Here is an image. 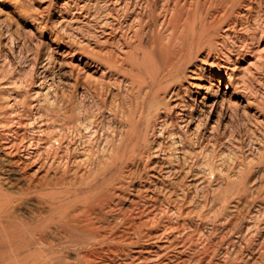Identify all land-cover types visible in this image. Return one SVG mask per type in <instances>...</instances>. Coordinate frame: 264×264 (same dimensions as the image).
Here are the masks:
<instances>
[{
	"label": "rangeland",
	"instance_id": "374dc122",
	"mask_svg": "<svg viewBox=\"0 0 264 264\" xmlns=\"http://www.w3.org/2000/svg\"><path fill=\"white\" fill-rule=\"evenodd\" d=\"M184 1L0 0V180L30 226L104 190L99 225L183 226L150 241L166 263L207 254L186 239L200 227L218 233L204 264H263L264 0ZM22 173L44 186L21 195ZM89 173L74 207L48 185ZM59 231L15 258L87 264Z\"/></svg>",
	"mask_w": 264,
	"mask_h": 264
},
{
	"label": "bare ground",
	"instance_id": "6f19581e",
	"mask_svg": "<svg viewBox=\"0 0 264 264\" xmlns=\"http://www.w3.org/2000/svg\"><path fill=\"white\" fill-rule=\"evenodd\" d=\"M187 1L185 0L182 7V9L180 10V14L184 13V11H188L190 9V7L192 6H187ZM186 2V3H185ZM192 2L191 0L188 2L190 3ZM228 2V1H226ZM176 5V4H175ZM235 6V5H234ZM234 8V7H233ZM188 9V10H187ZM208 10V9H207ZM206 10V12H208ZM185 11V12H186ZM188 13V12H187ZM234 13V12H232ZM231 13V14H232ZM212 14V13H211ZM233 16V15H232ZM155 17V16H154ZM184 17V16H183ZM211 17V16H210ZM214 17V14L212 16V18ZM216 17V16H215ZM214 17V18H215ZM237 18V17H236ZM155 19V18H154ZM231 20V19H230ZM213 23L212 24H216V21L212 20ZM237 22V21H236ZM171 23V22H170ZM153 24V23H152ZM229 24V23H228ZM208 26V25H207ZM233 27V26H232ZM6 111V110H5ZM1 112V111H0ZM3 142V140H2ZM4 144V143H2ZM16 145V144H15ZM0 146H1V142H0ZM10 145H6L5 148L9 147ZM21 146V145H20ZM3 147V146H2ZM14 147V146H13ZM10 149H12L10 147ZM14 149V148H13ZM18 149V148H17ZM12 153V152H11ZM29 157V156H27ZM96 159V158H95ZM3 160V159H2ZM7 164V163H6ZM21 164V162L19 163V165ZM28 164V163H27ZM3 165V164H1ZM30 165V164H29ZM100 165V164H99ZM98 165V166H99ZM18 166V165H17ZM25 166V165H24ZM97 166V164H96ZM97 166V167H98ZM28 167V166H27ZM92 167V166H91ZM15 168H16V164H15ZM22 168V166L20 167ZM19 168V169H20ZM23 169H26L25 167ZM92 171L94 170L91 169ZM7 171V170H6ZM96 171V170H95ZM100 171V170H99ZM102 171V170H101ZM104 173L103 175L105 174ZM108 171V170H107ZM106 171V172H107ZM16 172V171H15ZM21 172V171H19ZM22 172H24L22 170ZM94 172V171H93ZM103 172V171H102ZM11 173V172H10ZM25 173L27 174V172L25 171ZM92 173V172H91ZM89 173L87 176V178H84L85 175H82L80 177H75L74 179H69L66 178H62L60 181H57L55 183H48L49 184H54L59 186L60 188L63 187L64 189L62 190V195H64L65 197H63L64 200H66L67 202L71 201L73 202L68 203L71 204L74 207V204L76 205V203H81V201H83V199H85L86 197L77 199L80 189L83 187V185H89V181L92 179L94 174ZM113 173V172H112ZM2 175V172H1ZM11 175V174H10ZM16 178L19 182H21L22 184H26V186L28 188H24V190L21 189V195L23 194H30V186L31 183H33V187L37 188L38 186H42L43 184L39 183L36 184L34 183V181H30L28 177L25 176L24 173L22 174H16ZM28 175V174H27ZM47 175V174H46ZM99 175V174H98ZM102 175V176H103ZM106 175V174H105ZM114 175V174H113ZM2 177V176H1ZM4 177V176H3ZM14 177V176H13ZM32 177V176H31ZM101 177V176H100ZM33 178V177H32ZM37 178V177H35ZM45 178V177H44ZM95 178V177H94ZM97 178V177H96ZM52 179V178H51ZM89 181H88V180ZM113 179V178H112ZM6 180V179H5ZM12 180V179H11ZM47 180V177H46ZM56 180V179H55ZM93 181H95V179H92ZM111 180V179H110ZM2 180H0V264H18V262H22L23 264H29V259L28 258H15V255L19 256V254H21V252L25 249H28L29 247H31L32 245H36V244H41V241H45L47 239H49L50 237H52V231H54V229L56 230H60L59 232L66 236L67 238H69V240L71 241V243L74 246H78L80 249H82L83 252V259L87 262V264H120L117 263V258L119 257V255H124L126 254L127 256H129L130 259H132L131 264H135L136 262H138L137 264H191L190 262L194 261L195 264H204L205 261L202 259L204 257L207 256L208 252L211 251V248L207 247L210 244L211 238H212V234L213 233H217L213 232L211 235H209L208 233L203 232V230L205 229H201L200 227H195V229H192V233H187L188 237L186 239H190V241H195L198 237L199 243L201 244V247L203 249V251L207 254H204L205 256H200L197 258H194V255L190 258L191 260H187L183 261L181 260L182 257L180 256V253H173L170 255V259H173L174 262H172L170 259H167V261L169 262H165L164 259V254H161V251L163 249L162 246H156V247H152L151 242L152 239L154 240H162L163 236H166L167 234H170L172 232H179L180 228L183 226H104V225H99L98 223L103 222V213H100L99 211L96 210H100V199L99 198H103L105 197L107 194L104 190H99L97 191V195H92L89 199H87L86 204H84L85 201H83L84 205L83 207L80 208H76L79 212L76 214H71L70 210H68L66 213L67 217L65 218V224L67 226H30L27 225V220L22 216L24 215V213L21 211V205L22 203H19V200H23L22 197H18L16 198L10 191V189L12 188V186L14 185V183H12L11 181L9 183H4ZM39 181V180H38ZM45 181V180H44ZM43 181V182H44ZM88 181V182H87ZM111 181H115L114 179ZM96 182V181H95ZM94 182V183H95ZM93 183V182H91ZM115 183V182H114ZM109 184V183H108ZM113 184V183H111ZM109 184V185H111ZM54 185L53 188H54ZM108 185V186H109ZM120 185V184H118ZM21 186V185H20ZM44 186V185H43ZM32 187V186H31ZM47 187V186H46ZM87 187V186H86ZM90 187V185H89ZM104 187V186H103ZM118 187V186H117ZM23 188V187H22ZM30 188V189H29ZM50 187H48L49 189ZM115 190V186L113 187ZM15 189V188H14ZM55 189V188H54ZM57 189V188H56ZM111 190V189H110ZM110 190H107L110 191ZM33 191V190H32ZM53 191H51L52 193ZM59 192V191H58ZM86 192V190H85ZM111 192V191H110ZM61 193V192H60ZM59 193V194H60ZM19 194V193H17ZM35 194V192H34ZM32 194V195H34ZM50 194V191H49ZM109 194V193H108ZM31 195V194H30ZM43 195V194H42ZM87 196V194H85ZM51 196V195H49ZM26 197V196H25ZM41 197V195L39 196ZM52 198L54 197V199H59V196L57 195V192H53V195L51 196ZM99 197V198H98ZM112 197V196H111ZM119 197V196H118ZM29 198V197H28ZM34 198V196H33ZM50 198V197H48ZM51 198V200H52ZM110 198V197H109ZM116 198V197H115ZM114 198V199H115ZM36 199V198H35ZM53 199V200H54ZM33 200V199H32ZM62 200V199H61ZM113 200V199H112ZM40 201V199H39ZM41 202V201H40ZM65 202V201H64ZM63 202V203H64ZM66 202V203H67ZM31 203V202H30ZM36 203V202H35ZM42 203V202H41ZM61 203V202H60ZM104 203V202H103ZM102 203V204H103ZM114 203V202H113ZM27 204V203H26ZM34 204V203H33ZM45 204V203H44ZM43 204V205H44ZM49 204V203H48ZM55 204V203H54ZM65 204V203H64ZM105 204V203H104ZM30 206V204H28ZM36 205V204H35ZM42 205V206H43ZM51 205V204H50ZM49 205V206H50ZM68 205V206H71ZM79 205V204H78ZM81 205V204H80ZM81 205V206H82ZM101 205V204H100ZM109 205V204H108ZM40 206V205H39ZM52 206V205H51ZM65 207V205H63ZM67 206V205H66ZM65 207V208H71V207ZM103 206V205H102ZM101 206V207H102ZM72 207V208H73ZM104 207V206H103ZM114 207V206H113ZM41 208V206H40ZM39 208V209H40ZM50 208V207H49ZM60 208V207H59ZM109 208V207H108ZM111 208V207H110ZM25 209V208H24ZM34 209V208H32ZM43 209V208H42ZM48 209V208H47ZM55 209V208H54ZM102 209V208H101ZM113 209V208H112ZM26 210V209H25ZM44 210V209H43ZM49 210V209H48ZM104 209H102L101 212H103ZM143 209V212H145L142 215H145L147 211ZM28 211V210H27ZM32 211V210H31ZM37 211V210H36ZM111 211V210H110ZM44 212V211H43ZM113 212V211H112ZM142 212V211H141ZM59 213V212H58ZM56 214L57 216H60L61 212L59 214ZM94 213V214H93ZM148 213V212H147ZM33 214V213H32ZM37 214V213H36ZM35 214V216L37 217V215ZM107 214V213H105ZM110 214V212H109ZM108 214V215H109ZM153 214V213H152ZM30 215V214H29ZM62 215V214H61ZM150 215V212H149ZM33 216V215H31ZM42 216V215H41ZM107 216V215H106ZM30 217V216H29ZM48 217V216H47ZM50 217V216H49ZM55 217V216H54ZM131 217V216H130ZM146 217H150V216H146ZM32 218V217H31ZM42 218V217H41ZM44 218V217H43ZM59 218V217H58ZM107 218V217H106ZM29 219V218H27ZM46 219V218H45ZM52 220L53 217L51 218ZM57 219V218H56ZM132 219V218H131ZM47 220V219H46ZM106 220V219H105ZM133 220V219H132ZM43 221V220H42ZM41 221V222H42ZM37 222V221H36ZM35 222V224H36ZM50 222V221H49ZM54 222V221H53ZM106 222V221H105ZM44 223V222H42ZM56 223V222H54ZM113 223V222H112ZM129 223V222H128ZM136 223V222H135ZM21 224V225H18ZM31 224H34L33 222ZM59 224V223H58ZM63 224V223H60ZM98 224V225H97ZM107 224V223H105ZM111 225V224H108ZM135 225V224H134ZM203 227V226H201ZM230 228V227H229ZM201 229V230H200ZM232 229V227H231ZM241 229V228H240ZM227 230V229H226ZM233 230V229H232ZM247 230V229H246ZM263 230V229H261ZM215 231V230H214ZM220 231V230H219ZM248 231V230H247ZM246 231V232H247ZM243 232V231H242ZM250 232V231H249ZM218 234V233H217ZM232 234V233H231ZM246 234V233H245ZM263 234V233H262ZM36 235H38V237H36ZM186 235V234H185ZM197 237H196V236ZM222 235V233H221ZM244 236V235H243ZM248 236V235H247ZM241 237V235L239 236V238ZM185 238V236H184ZM216 238V237H215ZM214 238V239H215ZM238 238V239H239ZM185 239V240H186ZM219 239V238H217ZM216 239V240H217ZM244 239V238H243ZM251 238L249 237V241L252 242V240H250ZM182 240V239H181ZM184 240V239H183ZM184 240V241H185ZM234 240V239H233ZM258 240V239H257ZM239 241H241L242 244V240L239 239ZM261 241V240H260ZM217 242V241H216ZM220 242V241H219ZM235 242V241H234ZM233 242V243H234ZM250 242V243H251ZM254 242V241H253ZM262 242V241H261ZM264 242V241H263ZM141 243V244H140ZM197 243V242H196ZM232 243V242H231ZM232 243V244H233ZM258 243V242H257ZM256 243V244H257ZM128 244H139V247H137V250L134 253H126V250L123 248L122 245ZM213 244V243H212ZM245 244V243H244ZM195 245V244H194ZM215 245V243H214ZM230 245V244H229ZM180 246V245H179ZM183 246V245H182ZM185 246V245H184ZM211 246V245H210ZM247 246V245H246ZM245 246V247H246ZM257 246V245H256ZM255 246V247H256ZM170 247V245L168 246ZM242 246H240L241 248ZM249 247V246H248ZM252 247V244H251ZM254 247V249H256ZM181 248V246H180ZM195 249V248H194ZM243 250V248H241ZM246 249V248H245ZM244 249V250H245ZM260 249V247H259ZM251 250V249H250ZM253 250V249H252ZM241 251V250H240ZM248 251V249H247ZM180 252V251H179ZM230 252V251H229ZM232 252V251H231ZM251 252V251H250ZM253 252V251H252ZM198 253V252H197ZM196 253V254H197ZM246 253V252H245ZM261 253V252H260ZM216 254V253H215ZM250 254V253H249ZM203 255V254H202ZM258 255V254H257ZM113 256V257H111ZM198 256V255H197ZM214 256V255H213ZM209 257V256H208ZM216 256H214L215 258ZM263 257V256H262ZM211 258H209L208 261H210ZM255 254L251 253L250 255H248V258L246 260V262H248V264H250V262H252L253 260H255ZM213 260V259H212ZM241 260V259H240ZM264 260V257L262 259V261ZM164 261V262H163ZM237 261V260H236ZM211 262V261H210ZM213 262V261H212ZM211 262V263H212ZM242 262V260H241ZM258 262V261H257ZM238 263V262H237ZM236 263V264H237ZM214 264V263H213ZM216 264V263H215ZM264 264V263H263Z\"/></svg>",
	"mask_w": 264,
	"mask_h": 264
}]
</instances>
